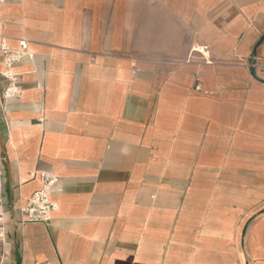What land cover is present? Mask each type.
Here are the masks:
<instances>
[{
	"label": "crops",
	"instance_id": "crops-1",
	"mask_svg": "<svg viewBox=\"0 0 264 264\" xmlns=\"http://www.w3.org/2000/svg\"><path fill=\"white\" fill-rule=\"evenodd\" d=\"M0 15L11 51L27 43L8 70L0 39V264H264V0ZM195 45L208 63L186 62ZM43 173L57 210L22 224Z\"/></svg>",
	"mask_w": 264,
	"mask_h": 264
},
{
	"label": "built area",
	"instance_id": "built-area-1",
	"mask_svg": "<svg viewBox=\"0 0 264 264\" xmlns=\"http://www.w3.org/2000/svg\"><path fill=\"white\" fill-rule=\"evenodd\" d=\"M1 8V0H0ZM2 18L0 15V39H1V50L3 53L5 64L8 67H12L15 63L19 61L22 57V52L27 49V43L25 41L20 42L21 53H13L10 49L8 42L2 36ZM198 55L203 61L208 63L210 57V48L206 45H195L191 53L189 54L188 60L186 62H191L195 60V56ZM5 77L11 82V87L6 91V97H13L17 95V91L13 86L14 75L7 71ZM43 189L36 192L27 201L24 208L19 210V216L21 223H48L52 219V213L57 210V205L52 203L49 199L48 190L57 182V178L51 174H42ZM6 211L0 200V242H5L8 238V223L6 219ZM48 264V263H44Z\"/></svg>",
	"mask_w": 264,
	"mask_h": 264
},
{
	"label": "water",
	"instance_id": "water-1",
	"mask_svg": "<svg viewBox=\"0 0 264 264\" xmlns=\"http://www.w3.org/2000/svg\"><path fill=\"white\" fill-rule=\"evenodd\" d=\"M15 223H14V220H12V226L14 225Z\"/></svg>",
	"mask_w": 264,
	"mask_h": 264
}]
</instances>
